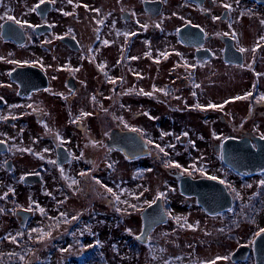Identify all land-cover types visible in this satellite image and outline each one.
<instances>
[{
	"label": "flooded vegetation",
	"instance_id": "1",
	"mask_svg": "<svg viewBox=\"0 0 264 264\" xmlns=\"http://www.w3.org/2000/svg\"><path fill=\"white\" fill-rule=\"evenodd\" d=\"M262 21L264 0H0V172L30 190L47 176L92 175L95 144L128 160L151 157L165 168L168 191L142 206L135 232L122 218L112 222L102 264H145L142 246L151 264H264V169L243 174L225 162L259 142L264 152ZM159 108L198 113L174 142L186 144V157L199 145L195 159L156 147ZM63 127L74 130L75 146ZM114 128L138 132L149 152L131 159L107 146ZM106 193L114 203L116 194ZM5 195L12 206L0 201V212L18 218L27 240L35 202L9 192L0 200ZM119 239L126 252L116 248Z\"/></svg>",
	"mask_w": 264,
	"mask_h": 264
},
{
	"label": "rangeland",
	"instance_id": "2",
	"mask_svg": "<svg viewBox=\"0 0 264 264\" xmlns=\"http://www.w3.org/2000/svg\"><path fill=\"white\" fill-rule=\"evenodd\" d=\"M154 114L158 117L159 127L153 132V137L158 141L157 144L164 149L163 153L166 155V151L170 150L174 154L173 159L185 163L195 159L194 155L198 153L199 145L190 146L191 156L186 157L183 155L186 144L174 142L178 134L199 122L198 113L191 114V112L184 111L168 113L163 108H159V111ZM140 121L145 123V115H142ZM60 131L62 137L69 140L73 146L76 145V141L73 139L75 137L73 129L63 127ZM102 131L103 129H99V125L94 119V137L100 138ZM194 137L196 138L197 134ZM158 154L161 155L159 152ZM94 155L97 156L93 160L92 175L87 177L47 176L42 186H34L30 190L28 187L18 185L5 173L0 172V194L9 192L11 196L13 194L20 198L22 196L23 203L27 206H30L31 201L35 202L34 206L37 212L32 216L28 225L30 234L43 236L51 232V236L43 240L45 243L40 248H31L27 240L26 245L25 243L20 244L16 240L24 236L22 227L17 224L18 218L0 212V237L4 235L15 238L7 241L2 246V250L20 254L21 259H24V254L28 253L26 264H91L92 260L89 259V256L92 257L95 264H102L100 261L102 257L99 255L102 253L99 250H102L101 247L109 248L104 243V239L108 235L107 229L113 227L112 222L122 218L121 226L128 230L135 226L133 231L135 232L140 209L157 193L168 191L170 182L165 168L160 161H155L151 157L137 161L128 160L119 150H108L100 144L94 145ZM73 168H77V166L74 164L68 169ZM142 170H149V172L143 175L140 172ZM65 173L67 175L68 172ZM104 185L111 188L112 192L119 197L118 200L115 199L114 203L108 200ZM49 194H53L54 198H50ZM170 195L174 196L172 193ZM242 199H245L244 193ZM0 201L8 209L12 206L7 195ZM55 201H60L61 205ZM173 202L175 209L182 210L177 200L173 199ZM41 208L44 209V212L40 211ZM47 212L55 215L58 220L51 222L44 218L42 214ZM61 213L65 215L61 216ZM55 224L57 227H54ZM71 224L72 229H69ZM33 229L37 231H33ZM125 232L127 231L125 230ZM92 244L96 245L95 249H89ZM142 247L141 259L146 262L145 264H151L150 247ZM111 248L112 246L109 249L111 250ZM116 248L126 252V245L123 247L120 239L119 242H116Z\"/></svg>",
	"mask_w": 264,
	"mask_h": 264
},
{
	"label": "water",
	"instance_id": "3",
	"mask_svg": "<svg viewBox=\"0 0 264 264\" xmlns=\"http://www.w3.org/2000/svg\"><path fill=\"white\" fill-rule=\"evenodd\" d=\"M106 144L109 147L122 148L125 151L127 157L131 159L136 158L140 155L147 154L149 152V148L145 140L138 132L134 130L122 131L120 129L114 128L111 130ZM258 147V149L250 150L247 154L243 155L248 156V158H245L243 156H238V158L234 160L226 158L225 162L235 167L239 172L243 174L259 172L264 169V152L262 142H259ZM28 179L33 178L26 177L25 181H28ZM154 207L155 204L146 207L143 212V216L145 217V219L150 216ZM25 212V210L19 211L20 214ZM145 224H147V222Z\"/></svg>",
	"mask_w": 264,
	"mask_h": 264
},
{
	"label": "trees",
	"instance_id": "4",
	"mask_svg": "<svg viewBox=\"0 0 264 264\" xmlns=\"http://www.w3.org/2000/svg\"><path fill=\"white\" fill-rule=\"evenodd\" d=\"M26 239H27V243L31 245V248H34V247L40 248L43 245V243H45V241H43L44 239L40 240L39 237L37 236L28 235ZM7 241H10V240H8V238L0 239V264H26V262L28 261L26 258L28 253L24 254V257H25L24 259H21L20 254L11 253L9 251L1 249L2 246ZM16 241L20 242V244L25 243L26 245V240L17 239Z\"/></svg>",
	"mask_w": 264,
	"mask_h": 264
},
{
	"label": "snow or ice",
	"instance_id": "5",
	"mask_svg": "<svg viewBox=\"0 0 264 264\" xmlns=\"http://www.w3.org/2000/svg\"><path fill=\"white\" fill-rule=\"evenodd\" d=\"M44 2H45V0H40V4H43ZM69 2L71 3V0H69ZM37 7H39V4L37 5ZM224 7H225V8H230L231 6L228 5V4H225ZM33 10H35V9H33ZM97 11H98V10H97ZM66 14H67V13H66ZM8 19L13 20L16 24H21V21L15 19V17H8ZM216 19H219V18L217 17ZM24 23H26V22H24ZM101 23H102V21H101ZM262 23H264V21H262ZM145 27H147V26L145 25ZM133 35H134V33H133ZM262 39H264V38H262ZM105 44H107V41H105ZM240 50H241V51H244V49H240ZM13 63H19V62H17V61H13ZM146 94H147V95H150V93H146ZM193 95H195V93H194ZM249 95H250V94H249ZM241 98H242V97H236L235 99H241ZM209 107H212V108L220 107V108H222L223 105H215V104H211V105H209ZM86 115H87V114H86ZM185 135H187V133H185ZM148 142H149V143H152V141H148ZM156 147L159 148L161 152L164 151V149L161 148L160 145H156ZM168 166H174V167H177V168H180V167H181V165L178 164V163H173V164H170V165H168ZM184 171L187 172L188 170H187V169H184ZM86 174H87V173H81V175H86ZM210 178H211V179H214V180L217 179V177H215V176L210 177ZM220 182H221V183H224L223 180H221ZM73 183H76V181H73ZM97 183H100V181H97ZM260 183H261V184H264V181H261ZM104 187L106 188V190H107L108 192H112V191H113L111 188H107L106 185H104ZM113 195H115V193H113ZM161 195H163V193H161ZM116 199L118 200L119 197L116 196ZM133 207H134V206H133ZM28 210L31 211L32 209H28ZM40 211H41V212H44V209L41 208ZM63 215H65V214H64V213H61V216H63ZM73 219H76V217H73ZM33 231H37V230H36V229H33ZM261 231H264V229H262ZM50 236H51V232H48V233L44 234L43 236L39 237V239H40V240H43V239H45L46 237H50ZM13 239H14V238H13ZM65 251H67V249H65ZM218 259H219V258H218ZM223 259H228V257H223ZM211 264H215V261H212Z\"/></svg>",
	"mask_w": 264,
	"mask_h": 264
}]
</instances>
